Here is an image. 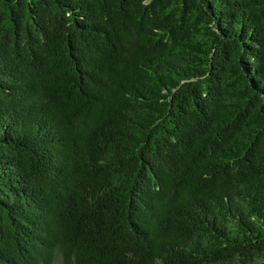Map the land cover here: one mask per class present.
I'll return each mask as SVG.
<instances>
[{
  "label": "trees",
  "instance_id": "16d2710c",
  "mask_svg": "<svg viewBox=\"0 0 264 264\" xmlns=\"http://www.w3.org/2000/svg\"><path fill=\"white\" fill-rule=\"evenodd\" d=\"M264 264V0H0V264Z\"/></svg>",
  "mask_w": 264,
  "mask_h": 264
},
{
  "label": "rangeland",
  "instance_id": "374dc122",
  "mask_svg": "<svg viewBox=\"0 0 264 264\" xmlns=\"http://www.w3.org/2000/svg\"><path fill=\"white\" fill-rule=\"evenodd\" d=\"M56 264H61V263L57 261V263H56Z\"/></svg>",
  "mask_w": 264,
  "mask_h": 264
}]
</instances>
